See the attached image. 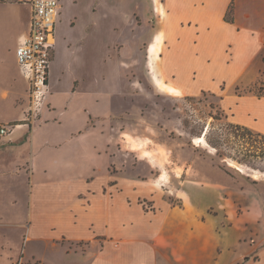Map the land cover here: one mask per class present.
I'll return each mask as SVG.
<instances>
[{"label": "crops", "instance_id": "obj_1", "mask_svg": "<svg viewBox=\"0 0 264 264\" xmlns=\"http://www.w3.org/2000/svg\"><path fill=\"white\" fill-rule=\"evenodd\" d=\"M115 1L117 12L104 18L110 25L93 43L95 57L90 68L87 62L77 60L73 50L67 52L65 60L57 55L59 40L65 39L61 12L48 74L49 95L26 137L25 124L16 123L21 127L0 142V158L7 154L9 158L0 162V179L21 180L23 164L27 167L29 163L31 168L25 175L32 183L51 184L34 189L33 216L34 208L43 212L47 207L51 217L65 213L73 217L74 224L80 217L87 220L81 234L64 235L73 245L64 250L68 264H249L253 252L257 255L254 264H264V182L253 186L247 176L225 173L220 181L211 177L213 183L193 185L189 192L179 187L185 182L181 179L175 190L183 197L178 196L175 203L167 197L171 193L168 183L152 186L161 172L154 179L101 173L120 160L110 126L118 117L114 105L118 106L121 93L116 60L121 54L130 60L144 40L143 35L134 36L130 25L135 23L136 0ZM160 2L168 15L170 37L163 66L178 87L202 84L201 77L207 76L212 66L221 71L211 74V85L216 75L249 83L256 79L255 72L264 68V0H233L232 22L224 19L231 0ZM120 26L122 32L115 31ZM26 28L23 25L18 36ZM161 31L164 43L165 32ZM157 37L156 31L147 46V57L149 45ZM117 43L119 48L114 49ZM104 45L107 62L101 56ZM13 58L11 67L0 60V109H13L11 114H0V124L25 119L29 108L28 82L19 78ZM100 73H106V80L99 79ZM238 98L241 108L251 115L235 123L264 133V113L257 107L264 104V93ZM137 161L136 165L150 174L149 162ZM76 191H81L78 200ZM39 196H43L42 201ZM140 200L150 202V208L143 207ZM79 243L83 246L77 250Z\"/></svg>", "mask_w": 264, "mask_h": 264}, {"label": "rangeland", "instance_id": "obj_2", "mask_svg": "<svg viewBox=\"0 0 264 264\" xmlns=\"http://www.w3.org/2000/svg\"><path fill=\"white\" fill-rule=\"evenodd\" d=\"M160 1L164 2V0H136L135 23L130 25L133 26L134 36L143 35L144 40L139 42V49L130 60H126L122 54L116 60L120 68L121 93L118 106L114 105L118 117L110 126H113L111 131L115 134L114 144L120 148V160L113 167L106 165L109 171L105 170V167V172L101 173L109 175L115 173L120 176L138 175L142 179L147 177L154 179L161 172L159 181H155L152 186L157 187L160 182L168 183L171 193L167 197L175 203L178 201V196L183 197V193L175 190L178 186L177 180L181 179L185 182L179 187H184L183 189L189 192L193 185L213 183V177L220 181L222 174L225 173L247 176L249 184L253 186L257 182H264V158L253 155L264 147V139L254 133L241 137L235 135L228 127V122L241 123L251 115L249 110L241 108L238 95L255 97L256 92L264 93V68L255 72L256 79L249 83L243 84L236 78L229 81L223 78L224 76L216 75L211 85V74L221 71L218 67L212 66L209 74L201 77L202 84L196 83L186 88L178 87L174 76L163 66V56L169 46L170 37L167 27L168 15ZM61 3L66 28L63 34L65 39L59 40L57 55H62L65 60L67 52L73 50L77 60L87 62L90 68L95 57L93 43L101 39L102 29L104 31L107 25H110L107 21L105 23V19L117 12L113 7L116 1L62 0ZM28 21L29 6L26 3L0 2V27H2L0 60L10 67L14 63L13 56L16 60L14 52L17 36L23 30V25L27 27ZM94 28L100 31L93 32ZM115 28V31L122 32L121 26ZM161 30L165 32L164 43V33ZM156 31L159 36L155 41L157 56L153 59V54L148 53L147 57L146 50ZM68 33L70 37L66 36ZM106 35L104 34L103 38ZM173 36L176 38L177 35L173 34ZM231 44L228 42L229 46ZM118 45L119 43L114 49L119 48ZM161 50V56L158 57ZM106 52L104 45V53L101 55L104 62L108 61ZM227 59L229 57H226ZM239 59L240 57L237 63ZM99 62H101L100 57ZM17 70L20 74L18 64ZM20 77L23 80V76L19 75ZM102 78L106 80V73L99 74V79ZM23 83L26 84L25 80ZM166 84L174 86L180 90V93L171 94L172 91H169ZM257 107L264 113V104H259ZM12 111L13 109L10 108H1L0 114L8 115ZM25 114V119L11 123L25 124L24 137L30 132L32 121L38 118H31L29 112ZM213 115L216 118H213ZM18 126L17 128L21 127ZM207 130L212 132V138L218 140L217 146L222 152L221 156L216 155V149L206 139V144L194 140L197 136H203L204 131ZM6 138H2L0 142ZM7 159H9L8 154L5 157L1 156L0 162ZM135 160L136 162L147 160L151 168L150 174L143 172L142 167L137 166ZM102 162L105 164V159ZM229 163L242 167L244 172H240ZM27 164V167L23 164L21 169L24 174L21 180H16L14 177L0 179V264H68L64 250L69 251L73 245L64 238V235L81 234L87 220L80 217L74 224L73 217L65 213L51 217L46 210L47 207L42 209L43 212H37V208H34L33 216L31 203L34 189L48 188L51 184L32 183L30 177L25 175L31 168L29 163ZM132 170L134 171L131 173ZM80 194L81 191H76L75 198L80 197ZM42 197L39 196L37 199L40 200ZM140 202L145 208L151 206L150 202L144 200ZM80 246L83 245L77 244L76 249L79 250ZM248 258L252 259L249 264H254L257 255L253 252Z\"/></svg>", "mask_w": 264, "mask_h": 264}, {"label": "built area", "instance_id": "obj_3", "mask_svg": "<svg viewBox=\"0 0 264 264\" xmlns=\"http://www.w3.org/2000/svg\"><path fill=\"white\" fill-rule=\"evenodd\" d=\"M0 1H18L29 6L28 25L17 38L15 55L19 72L29 86V116L36 118L49 95L48 74L55 50L61 0ZM16 127L17 124H0V140L12 135Z\"/></svg>", "mask_w": 264, "mask_h": 264}, {"label": "trees", "instance_id": "obj_4", "mask_svg": "<svg viewBox=\"0 0 264 264\" xmlns=\"http://www.w3.org/2000/svg\"><path fill=\"white\" fill-rule=\"evenodd\" d=\"M232 10H233V0H231L229 7H228V10L226 12L225 18H224L227 22L233 21V18L231 16ZM255 94L257 96H261L263 93L256 92ZM212 117L216 118V116H214V115ZM228 127L232 130V132L235 135L244 137V136H249V135L254 133L258 137H261L262 139H264V133L255 132L247 126H244V125H241L238 123L228 122ZM211 134H212V132L210 130H207L205 132V139L211 146H213L216 149V155L221 156L222 152H220L219 147L217 146L218 140L216 138H212ZM253 155L256 157H263L264 158V147L262 149H260L258 152H255Z\"/></svg>", "mask_w": 264, "mask_h": 264}, {"label": "bare ground", "instance_id": "obj_5", "mask_svg": "<svg viewBox=\"0 0 264 264\" xmlns=\"http://www.w3.org/2000/svg\"><path fill=\"white\" fill-rule=\"evenodd\" d=\"M155 1V0H154ZM163 6V5H162ZM161 6V7H162ZM163 11V10H162ZM161 12V11H160ZM159 37V36H158ZM158 37H157V39H158ZM155 47H156V42L155 43H152V44H150L149 45V53L150 54H153V59H155L156 58V54H157V52L155 51ZM158 81V80H157ZM160 81V80H159ZM162 84V83H161ZM164 84V83H163ZM166 86H168L169 87V91H172V93L171 94H173V95H178L179 93H180V90H178L177 88H175L174 86H172V85H169V84H166ZM205 131H204V133H203V136H197V137H195L194 138V140H196V141H198V142H201L202 141V143H204V144H206V141H205ZM231 166H234L235 168H237L240 172H244V169L242 168V167H239V166H236V165H234V164H232V163H229Z\"/></svg>", "mask_w": 264, "mask_h": 264}]
</instances>
